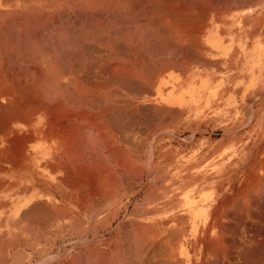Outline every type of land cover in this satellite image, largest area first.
Masks as SVG:
<instances>
[{"label":"rangeland","instance_id":"374dc122","mask_svg":"<svg viewBox=\"0 0 264 264\" xmlns=\"http://www.w3.org/2000/svg\"><path fill=\"white\" fill-rule=\"evenodd\" d=\"M82 1L0 0V264H264V0ZM217 12L232 90L159 91Z\"/></svg>","mask_w":264,"mask_h":264},{"label":"crops","instance_id":"0c3cea01","mask_svg":"<svg viewBox=\"0 0 264 264\" xmlns=\"http://www.w3.org/2000/svg\"><path fill=\"white\" fill-rule=\"evenodd\" d=\"M216 17L215 20L217 23L219 22L220 25L211 27L205 33L202 48L206 54L201 60L200 65H198V71H193V74L191 73V75H187L190 73L173 70L170 74L163 76L157 81V88L159 91L173 89L175 93H177L184 90L183 94L186 97L185 91H188V96H190L192 92L194 96L196 93L206 96L208 95L209 90H214L215 94L212 95L210 93L209 96H215L218 99V96H221L224 90L225 94L232 90L231 86L234 68L233 59L235 54L231 44L232 31H228L226 25L227 18H224L222 13L218 14L217 12ZM241 57L243 59L246 57L244 52H241ZM190 82H192L193 86L189 85ZM210 83L212 84L209 85ZM3 131L4 130H2L0 136H8V126H6L7 133L4 134Z\"/></svg>","mask_w":264,"mask_h":264},{"label":"bare ground","instance_id":"6f19581e","mask_svg":"<svg viewBox=\"0 0 264 264\" xmlns=\"http://www.w3.org/2000/svg\"><path fill=\"white\" fill-rule=\"evenodd\" d=\"M84 1V0H83ZM82 1V2H83ZM97 1V0H96ZM95 1V2H96ZM103 1V0H102ZM201 1V0H200ZM203 1V0H202ZM214 1V0H213ZM99 2V1H98ZM111 2H113V1H111ZM110 1H109V3H111ZM118 2H119V0H118ZM122 2V1H121ZM191 2V1H190ZM206 2H207V0H206ZM123 3V2H122ZM128 3V2H127ZM192 3V2H191ZM78 4V3H77ZM92 4H94V3H92ZM118 4V3H117ZM116 4V5H117ZM125 4H126V2H125ZM135 4V3H134ZM31 5H34L33 3L31 4ZM71 5V4H70ZM76 5V4H75ZM80 5V4H79ZM84 5H86V4H84ZM120 5H121V3H120ZM77 6V5H76ZM122 6V5H121ZM205 6V5H204ZM32 7V6H31ZM35 6H33V8H34ZM38 7V6H37ZM37 7H35V8H37ZM74 8H75V6H73ZM86 7V6H85ZM119 7V6H118ZM124 7V6H123ZM35 8H34V10H35ZM68 8V7H67ZM90 8V7H89ZM107 8V7H106ZM110 8V7H109ZM207 8V7H206ZM30 9V8H29ZM32 9V8H31ZM40 9V8H39ZM65 9H66V7H65ZM77 9V8H76ZM83 9V8H82ZM135 9V8H134ZM33 10V11H34ZM94 10V9H93ZM154 10V9H153ZM171 10V9H170ZM7 11H11V10H7ZM15 11V10H14ZM29 10H27V12H28ZM36 11V10H35ZM39 11H41V10H39ZM65 11V10H64ZM156 11V10H155ZM4 12V11H3ZM23 12V11H22ZM26 12V13H27ZM48 12H50V11H48ZM54 13V11H51V13ZM75 12V11H74ZM83 12V11H82ZM106 12V11H105ZM124 12H125V10H124ZM130 12V11H129ZM141 12V11H140ZM1 13V12H0ZM7 13V12H6ZM25 13V14H26ZM51 13L50 14H47V17H49V16H51ZM52 13V14H53ZM85 13V12H84ZM92 13V12H91ZM100 13V12H99ZM181 13V12H180ZM207 13V12H206ZM5 14V13H4ZM38 14V13H37ZM36 14V15H37ZM67 14V13H66ZM109 14V13H108ZM49 15V16H48ZM62 15V14H61ZM69 15V14H68ZM82 15V14H81ZM93 15V14H92ZM131 15V14H130ZM58 16V15H57ZM64 16V15H63ZM76 16V15H75ZM78 16H79V14H78ZM123 16V15H122ZM167 16V15H166ZM2 18H3V16H1ZM8 17V16H7ZM9 17H10V15H9ZM37 17V16H36ZM39 17V16H38ZM38 17H37V19H38ZM46 17V16H45ZM60 17V16H59ZM69 17V16H68ZM74 17V16H73ZM84 17V16H83ZM131 17V16H130ZM185 17V16H184ZM1 18V21H3V19ZM23 18H24V16H23ZM22 18V19H23ZM31 18V17H30ZM32 18H35V16L34 17H32ZM50 18V17H49ZM146 18H147V16H146ZM171 18V17H170ZM7 19V18H6ZM36 19V18H35ZM34 19V20H35ZM41 19V18H40ZM54 19V18H53ZM57 19H59V18H57ZM103 19V18H102ZM168 19V18H167ZM181 19V18H180ZM192 19V18H191ZM17 20V19H16ZM19 20H20V18H19ZM30 20H32V19H29V21ZM81 20V19H80ZM95 20V19H94ZM43 21H45V18H44V20ZM57 21V20H56ZM88 21V20H87ZM103 21H105V20H103ZM10 22V21H9ZM22 22V21H21ZM58 22V21H57ZM65 22V21H64ZM91 22V21H90ZM101 22V21H100ZM157 22V21H156ZM162 22V21H161ZM40 23V22H39ZM38 23V24H39ZM83 23H85V22H83ZM82 23V24H83ZM26 24V23H25ZM63 24V23H62ZM66 24V23H65ZM130 24V23H129ZM47 25V24H46ZM68 25V24H67ZM121 25V24H120ZM137 25V24H136ZM148 25V24H147ZM169 25V24H168ZM179 25V24H178ZM28 26V25H27ZM41 26H42V24H41ZM44 26V25H43ZM188 26V25H187ZM0 27H3V26H0ZM34 27V26H33ZM33 27H32V30H33ZM38 27V26H37ZM49 27H51V26H49ZM53 27V26H52ZM149 27V26H148ZM156 27V26H155ZM184 27H186V26H184ZM7 28V27H6ZM140 27H138V29H139ZM194 28V27H193ZM30 29H31V27H30ZM93 29V28H92ZM102 29V28H101ZM137 29V28H136ZM12 30V29H11ZM34 30H36V29H34ZM91 30V29H90ZM127 30V29H126ZM80 31V30H79ZM116 31V30H115ZM66 32V31H65ZM146 32H148V31H146ZM157 32V31H156ZM24 33H26V32H24ZM67 33V32H66ZM104 33V32H103ZM106 33V32H105ZM114 33V32H113ZM184 33V32H183ZM12 34V33H11ZM79 34H80V32H79ZM78 34V35H79ZM83 34V33H82ZM92 34V33H91ZM142 34V33H141ZM158 34V33H157ZM8 35V34H7ZM81 35V34H80ZM79 35V36H80ZM15 36V35H14ZM40 36V35H39ZM58 36V35H57ZM19 37V36H18ZM67 37V36H66ZM56 38V37H55ZM186 38V37H185ZM33 39H35V38H33ZM32 39V40H33ZM105 39V38H104ZM110 39V38H109ZM164 39V38H163ZM24 40V39H23ZM83 40V39H82ZM154 40V39H153ZM197 40V39H196ZM25 41V40H24ZM31 41V40H30ZM115 41V40H114ZM129 41V40H128ZM144 41V40H143ZM175 41V40H174ZM22 42V41H21ZM33 42H34V40H33ZM90 42V41H89ZM132 42V41H131ZM173 42V41H172ZM192 42V41H191ZM144 43V42H143ZM198 43H200V42H198ZM145 45V44H144ZM159 45H161V44H159ZM200 45V44H199ZM183 46V45H182ZM180 48V47H179ZM176 50V49H175ZM36 54V53H35ZM79 55H80V53H79ZM36 58V57H35ZM86 59V58H85ZM82 60V59H81ZM32 62V61H31ZM25 64V63H24ZM28 64V63H27ZM30 64V63H29ZM113 64V63H112ZM118 64H120V63H118ZM31 65V64H30ZM35 65V64H34ZM37 65V64H36ZM110 65V64H109ZM108 65V66H109ZM123 65V64H122ZM125 66V65H124ZM31 67V66H30ZM118 67V66H117ZM119 67H121V66H119ZM128 67V66H127ZM127 67H125V68H127ZM20 70V69H19ZM110 70V69H109ZM123 70V69H122ZM25 71V70H24ZM115 71V70H114ZM118 71V70H117ZM120 71V70H119ZM129 71V70H128ZM36 72V71H35ZM106 72V71H105ZM130 72H131V70H130ZM112 73V72H111ZM117 73V72H116ZM29 74V73H28ZM31 74V73H30ZM38 74V73H37ZM23 75V74H22ZM21 75V76H22ZM35 75V74H34ZM46 75H47V73H46ZM45 75V76H46ZM55 75V74H54ZM109 75V74H108ZM124 76V75H123ZM51 77V76H50ZM127 77V76H126ZM133 77V76H132ZM128 78V77H127ZM38 79V78H37ZM36 79V80H37ZM52 79V78H51ZM55 79V78H54ZM53 79V80H54ZM105 79V78H104ZM103 79V80H104ZM112 79V78H111ZM35 80V79H34ZM42 80V79H41ZM130 80V79H129ZM36 82V81H35ZM60 82V81H59ZM112 82V81H111ZM119 82V81H118ZM125 82V81H124ZM22 83H23V81H22ZM37 83H38V81H37ZM35 85H37V84H35ZM27 86H29V85H27ZM41 86V85H40ZM23 87V86H22ZM37 87V86H36ZM36 87H35V89H36ZM43 87V86H42ZM66 87V86H65ZM3 88V87H2ZM25 88V87H24ZM32 88H34V87H32ZM50 88V87H49ZM23 89V88H22ZM22 89H21V91H22ZM38 89H39V87H38ZM24 90V89H23ZM86 90V89H85ZM63 91V90H62ZM24 92V91H23ZM26 92V91H25ZM27 93V92H26ZM29 93V92H28ZM27 93V94H28ZM40 93V92H39ZM64 93V92H63ZM11 94V93H10ZM24 94V93H23ZM43 95V94H42ZM54 95V94H53ZM40 96V95H39ZM38 96V97H39ZM23 97V96H22ZM27 97H28V95H27ZM33 97V96H32ZM41 97V96H40ZM80 97H82L81 95H80ZM84 97H86V96H84ZM23 98H25V97H23ZM35 98V97H34ZM43 98V97H42ZM91 98V97H90ZM49 99V98H48ZM88 99V98H87ZM97 99V98H96ZM26 100V99H25ZM45 100V99H44ZM78 100V102H79V99H77ZM82 100H83V98H82ZM89 100H91V99H89ZM27 101V100H26ZM54 101V100H53ZM69 101V100H68ZM72 101V100H71ZM84 101V100H83ZM125 101H126V99H125ZM129 101V100H128ZM30 102V101H29ZM56 102H58V101H56ZM33 103V102H32ZM51 103V102H50ZM53 103V102H52ZM84 103V102H83ZM87 103V102H86ZM86 103H84V104H86ZM97 104V103H96ZM104 103L102 102V105H103ZM108 104V103H107ZM4 106H5V104H3ZM2 105V106H3ZM50 105V104H49ZM65 105V104H64ZM83 105V104H82ZM98 105H99V103H98ZM105 105V104H104ZM66 106V105H65ZM68 106V105H67ZM70 106V105H69ZM73 106V105H72ZM79 106V105H78ZM84 106V105H83ZM109 106V105H108ZM82 107V106H81ZM104 107V106H103ZM112 107V106H111ZM9 108V107H8ZM23 108V107H22ZM124 108V107H123ZM128 108V107H127ZM79 109H81V108H79ZM119 109V108H118ZM131 109V108H130ZM61 110H63V109H61ZM68 110V109H67ZM10 111V110H9ZM32 111H33V109H32ZM69 111V110H68ZM100 111V110H99ZM112 112V111H111ZM110 112V113H111ZM114 112V111H113ZM118 112V111H117ZM131 112V111H130ZM123 114V113H122ZM121 114V115H122ZM124 115V114H123ZM99 116H100V114H99ZM106 116V115H105ZM112 116H114V115H112ZM137 116V115H136ZM67 117V116H66ZM71 117V116H70ZM80 117V116H79ZM123 117V116H122ZM73 118V117H72ZM87 118V117H86ZM121 120V119H120ZM83 121V120H82ZM67 122V121H66ZM70 128V127H69ZM60 130V129H59ZM65 131V130H64ZM64 133V132H63ZM67 133V132H66ZM71 133V132H70ZM65 134V133H64ZM165 248V247H164ZM235 258V257H234ZM165 260V259H164ZM264 263V262H263Z\"/></svg>","mask_w":264,"mask_h":264}]
</instances>
